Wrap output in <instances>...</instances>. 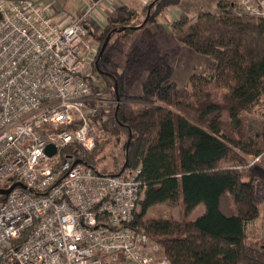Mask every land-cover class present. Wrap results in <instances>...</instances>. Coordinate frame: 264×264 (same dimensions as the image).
I'll list each match as a JSON object with an SVG mask.
<instances>
[{"label":"trees","instance_id":"1","mask_svg":"<svg viewBox=\"0 0 264 264\" xmlns=\"http://www.w3.org/2000/svg\"><path fill=\"white\" fill-rule=\"evenodd\" d=\"M180 2L155 0L142 17L122 6L103 24L91 19L89 25V37L100 46L93 72L112 79L106 87L114 125L126 132L120 169H141L143 194L132 226L159 245L168 264H264V241L251 242L246 232L259 216L264 183V16L241 12L236 0H217L213 12L174 15L169 22L174 39L215 62L208 74L192 73L189 87H178L170 56L159 51L149 24ZM138 30L147 45L124 52ZM113 51L124 54L118 72ZM138 80L141 93L134 95L130 89ZM211 87L220 90V99L211 97ZM131 100L143 105L128 111ZM103 115L93 122L104 130ZM105 141L98 136L81 160L114 173L96 167ZM226 194L234 213L220 208ZM200 203L204 210L192 220L146 216L157 204H180L187 215Z\"/></svg>","mask_w":264,"mask_h":264},{"label":"built area","instance_id":"2","mask_svg":"<svg viewBox=\"0 0 264 264\" xmlns=\"http://www.w3.org/2000/svg\"><path fill=\"white\" fill-rule=\"evenodd\" d=\"M101 1L61 22L36 0H0V188L22 183L0 194V264H168L132 226L140 167L102 173L81 160L103 113L87 70ZM236 2L264 16V0Z\"/></svg>","mask_w":264,"mask_h":264},{"label":"rangeland","instance_id":"3","mask_svg":"<svg viewBox=\"0 0 264 264\" xmlns=\"http://www.w3.org/2000/svg\"><path fill=\"white\" fill-rule=\"evenodd\" d=\"M40 1L42 3L44 1L47 5L49 2L51 3V1L55 2L54 4H56V7H59L58 11L61 13V22H67L68 20L73 18V7L67 6L69 7V9L67 7H64L65 9H61V5H58V3H62L61 0ZM216 2L217 0H181L178 7H171L168 13H163L158 16L157 22L149 24L150 29L155 32V41L159 51L161 53L167 52L170 56L169 61L172 67L171 79L178 87H189V77L192 73L208 74L209 72H211L215 62L208 56L196 53L191 49L185 47L184 45L178 43L172 35L169 22L174 15L176 16L180 12H185L191 17L195 16L196 13L200 11L213 12L216 10ZM46 4H43V6H46ZM48 10L52 15L53 20L57 21L58 19L54 17L58 13L55 12V8L50 7L48 8ZM141 13L142 17L145 13H147V9L145 8ZM89 25L91 26V21L89 22ZM90 40H92L93 42L95 41V39L93 40V38H90ZM95 43L98 45L97 41H95ZM134 45H147V43L143 44L141 41L140 30L131 35L128 42L124 45V52L128 51ZM98 47L100 46L98 45ZM112 58L120 63V66L115 69L117 72L120 71L124 61V54L113 51ZM90 68L88 69L87 67V70L93 75L92 85L94 89V95L101 101L104 121L106 122L107 127V129L103 130L102 128L98 129L96 126L98 136L102 139H106L98 154L95 156V158L98 159L99 162L96 167L98 169L104 168L108 171H116L120 168L122 160L124 158L123 142L126 138V132L123 128L114 125L115 123L113 121V111L111 103L108 102V100L112 98V95L110 90L106 87L107 82L109 84L113 83L112 79H103L101 76L93 72V65H91ZM105 68L107 71L112 70V67L110 65ZM210 90L211 97L220 99L221 94L218 88L211 87ZM130 92L134 95H138L141 93L140 80L134 82L130 89ZM140 105H143V102L131 100L127 103L126 109L130 111L136 109ZM114 127H117V132L113 131L115 129ZM261 171L264 172V167L263 169H261ZM261 183L262 184L258 190L260 199L259 216L253 222L249 223L246 227L248 240L251 242L264 241V220L261 219V215L263 218L264 214V198H262L264 195V183L263 181ZM220 208L226 213H234L235 207L229 194H226L223 197V200L220 203ZM203 210L204 205L200 203L190 213L185 215L182 212L180 204L176 206H169L168 204H157L147 210L146 216H164L174 217L178 220H192L199 216L203 212Z\"/></svg>","mask_w":264,"mask_h":264},{"label":"crops","instance_id":"4","mask_svg":"<svg viewBox=\"0 0 264 264\" xmlns=\"http://www.w3.org/2000/svg\"><path fill=\"white\" fill-rule=\"evenodd\" d=\"M37 1L41 5L46 4L44 1L43 3L40 0H37ZM82 1L83 0H61L62 3H58V5L59 6L61 5V9L67 6L73 7V18L72 19H76L81 13ZM151 1L152 0H102L100 4L97 6L96 14L95 16H93V20L103 24L106 21L107 17L114 16L117 8L122 7V6H125L128 8H134L137 11L142 12L149 5ZM54 3L55 2L51 1V3L49 2L48 5L46 4V6L44 7L46 9L50 7L55 8V12L56 13L58 12V13L54 17L58 19L57 21H62V19L60 18L61 13L58 11L59 7H56V4ZM178 6H175V7H178ZM67 8L69 9V7ZM262 198H264V195ZM263 205H264V200H263ZM261 219L264 220V214H263V218L261 215Z\"/></svg>","mask_w":264,"mask_h":264},{"label":"water","instance_id":"5","mask_svg":"<svg viewBox=\"0 0 264 264\" xmlns=\"http://www.w3.org/2000/svg\"><path fill=\"white\" fill-rule=\"evenodd\" d=\"M154 1H155V0H152V1L149 3V5H148V8H147V15H149V13H150V11H151V8H152V6H153ZM145 20H146V18H145ZM46 150H47V152L50 153V154L53 153V151H54V149H53V147H52L51 144L47 145ZM78 161H80V160H78ZM16 184H18V185H22V183H20V182H16V183L12 184V186H10L9 188H0V194H7V193L10 191V189H11L14 185H16Z\"/></svg>","mask_w":264,"mask_h":264}]
</instances>
